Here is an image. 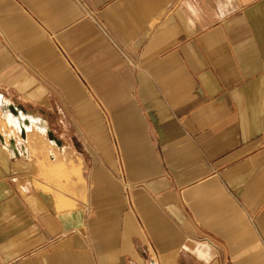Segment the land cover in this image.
<instances>
[{
	"label": "crops",
	"instance_id": "1",
	"mask_svg": "<svg viewBox=\"0 0 264 264\" xmlns=\"http://www.w3.org/2000/svg\"><path fill=\"white\" fill-rule=\"evenodd\" d=\"M0 264H264V0H0Z\"/></svg>",
	"mask_w": 264,
	"mask_h": 264
},
{
	"label": "bare ground",
	"instance_id": "2",
	"mask_svg": "<svg viewBox=\"0 0 264 264\" xmlns=\"http://www.w3.org/2000/svg\"><path fill=\"white\" fill-rule=\"evenodd\" d=\"M23 120V118H22ZM9 122L10 124L20 128L22 126V124L24 125L25 123H23L22 121H20L17 117H14L13 115H10V118H9ZM26 126V125H25ZM24 126V127H25ZM27 127V126H26ZM27 129V128H26ZM29 129V128H28Z\"/></svg>",
	"mask_w": 264,
	"mask_h": 264
},
{
	"label": "water",
	"instance_id": "3",
	"mask_svg": "<svg viewBox=\"0 0 264 264\" xmlns=\"http://www.w3.org/2000/svg\"><path fill=\"white\" fill-rule=\"evenodd\" d=\"M15 111V110H14ZM52 139V137H50Z\"/></svg>",
	"mask_w": 264,
	"mask_h": 264
}]
</instances>
